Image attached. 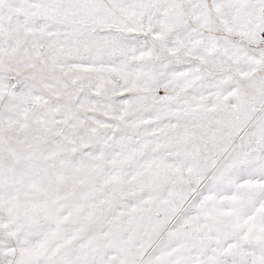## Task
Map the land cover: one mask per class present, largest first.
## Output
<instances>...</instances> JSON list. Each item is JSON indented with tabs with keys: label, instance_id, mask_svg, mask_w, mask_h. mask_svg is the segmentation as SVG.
<instances>
[{
	"label": "snow or ice",
	"instance_id": "snow-or-ice-1",
	"mask_svg": "<svg viewBox=\"0 0 264 264\" xmlns=\"http://www.w3.org/2000/svg\"><path fill=\"white\" fill-rule=\"evenodd\" d=\"M0 264H264V0H0Z\"/></svg>",
	"mask_w": 264,
	"mask_h": 264
}]
</instances>
